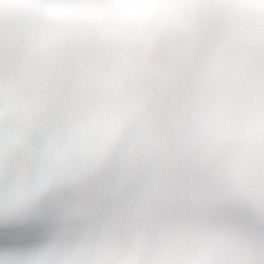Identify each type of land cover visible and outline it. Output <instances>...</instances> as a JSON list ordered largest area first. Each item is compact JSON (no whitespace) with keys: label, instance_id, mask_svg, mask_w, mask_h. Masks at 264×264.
I'll return each instance as SVG.
<instances>
[{"label":"snow or ice","instance_id":"6c2138e0","mask_svg":"<svg viewBox=\"0 0 264 264\" xmlns=\"http://www.w3.org/2000/svg\"><path fill=\"white\" fill-rule=\"evenodd\" d=\"M0 264H264V0H0Z\"/></svg>","mask_w":264,"mask_h":264}]
</instances>
